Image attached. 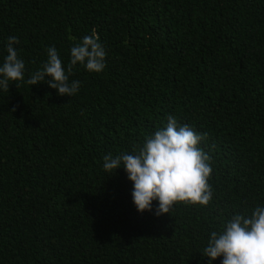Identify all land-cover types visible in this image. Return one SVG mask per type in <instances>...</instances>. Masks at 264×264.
I'll return each instance as SVG.
<instances>
[{
	"label": "trees",
	"instance_id": "obj_1",
	"mask_svg": "<svg viewBox=\"0 0 264 264\" xmlns=\"http://www.w3.org/2000/svg\"><path fill=\"white\" fill-rule=\"evenodd\" d=\"M93 32L106 68L74 66L72 98L46 82L0 91V264H208L210 233L264 204V0H0V62L19 37L25 80L52 46L67 68ZM169 115L203 134L214 196L140 214L103 158Z\"/></svg>",
	"mask_w": 264,
	"mask_h": 264
},
{
	"label": "clouds",
	"instance_id": "obj_2",
	"mask_svg": "<svg viewBox=\"0 0 264 264\" xmlns=\"http://www.w3.org/2000/svg\"><path fill=\"white\" fill-rule=\"evenodd\" d=\"M19 43L17 36L7 38V54L0 62V91H8L10 82L31 86L46 82L58 95L72 98L81 87L79 80L69 79L74 66L79 64L96 74L106 68L107 51L93 32L71 47L67 68L52 46L46 49L42 68L25 80L26 65L17 50ZM203 140V134L169 115L167 123L146 136L133 152L105 155L103 169L108 176L119 169L126 172L133 185L132 202L140 214L171 215L180 203L208 206L214 196L209 182L213 169L210 156L201 147ZM202 254L208 264L221 257V264H264V204L250 214H234L219 231H212Z\"/></svg>",
	"mask_w": 264,
	"mask_h": 264
}]
</instances>
